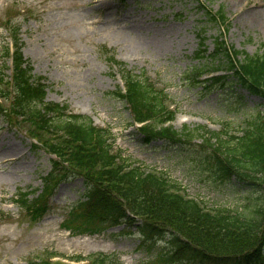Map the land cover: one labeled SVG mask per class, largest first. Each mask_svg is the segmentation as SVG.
Listing matches in <instances>:
<instances>
[{
  "label": "rangeland",
  "instance_id": "rangeland-1",
  "mask_svg": "<svg viewBox=\"0 0 264 264\" xmlns=\"http://www.w3.org/2000/svg\"><path fill=\"white\" fill-rule=\"evenodd\" d=\"M204 8L222 13L224 21H208ZM257 10L264 17V0H0V49L10 42L8 24L14 25L32 73L45 80L47 101L108 128L114 151L146 170L163 172L207 208L246 213L251 210L247 194L212 176L199 137L175 143L145 140L127 105L114 96L122 88L120 74L117 65L109 66L103 49L125 69L145 73L164 89L175 111V131H217L226 123L239 129L248 115L264 113V101L238 89H205L185 73L196 65L192 56L198 37L204 38L206 54L213 51V39L219 35L227 46L255 53L264 41V19L256 24L250 16ZM50 160L48 152L35 149L23 131L0 117V264H28L45 252H101L117 255L121 264H165L161 259L168 243L144 239L136 226L139 219L130 226L105 225L78 235L62 227L70 219L81 223L82 218H71L69 210L82 199L84 184L65 163L53 169ZM51 172V187L39 201L41 210L20 202L41 195ZM90 226L100 228L96 223ZM52 259L68 262L61 256Z\"/></svg>",
  "mask_w": 264,
  "mask_h": 264
},
{
  "label": "trees",
  "instance_id": "trees-1",
  "mask_svg": "<svg viewBox=\"0 0 264 264\" xmlns=\"http://www.w3.org/2000/svg\"><path fill=\"white\" fill-rule=\"evenodd\" d=\"M204 15L213 23L224 20L219 12L213 14L205 9ZM10 29L14 49L10 52L5 45L0 51V99L2 103L8 102L0 103V117L46 152L60 157L62 164L83 179V200L69 210L71 218L82 221L75 224L70 219L62 227L77 234L100 231L105 225L130 226L139 219L137 228L144 239L154 243L163 238L168 243L169 249L161 259L165 264L175 260L264 264V113L248 115L239 129L226 123L217 131L197 127L177 132L168 124L174 120L175 111L164 89L157 88L145 73L125 69L110 50L103 49L109 66H118L123 83L124 89H118L114 96L127 105L134 122L142 123L139 131L145 140L163 138L175 143L199 137L212 176L245 192L251 210L244 213L220 206L207 208L187 196L163 172L146 170L122 157L120 151H114V137L108 128L94 126L89 118L70 113L65 105L45 101L46 85L41 77L31 73L20 51L16 29ZM203 41L199 37V49L192 57L196 65L185 73L193 77L196 85L205 89H238L264 101V41L251 55L227 46L221 35L214 37L213 51L206 54ZM7 60L11 61L9 81L4 74L9 68ZM220 71L227 74L198 78ZM51 162L53 169L60 167ZM52 176L51 172L44 178L41 195L20 202L33 206L34 211L41 210L39 201L49 191ZM93 223L100 228L90 226ZM55 256L64 255L45 252L27 263L70 264L52 260ZM67 258L77 264H121L116 255L100 252Z\"/></svg>",
  "mask_w": 264,
  "mask_h": 264
},
{
  "label": "bare ground",
  "instance_id": "bare-ground-1",
  "mask_svg": "<svg viewBox=\"0 0 264 264\" xmlns=\"http://www.w3.org/2000/svg\"><path fill=\"white\" fill-rule=\"evenodd\" d=\"M250 16H251L252 22L256 24L262 22V20L264 19V17H262V11H259V10L254 11Z\"/></svg>",
  "mask_w": 264,
  "mask_h": 264
}]
</instances>
